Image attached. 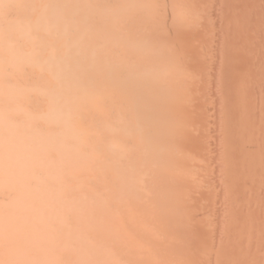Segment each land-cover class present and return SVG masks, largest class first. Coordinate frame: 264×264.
Returning a JSON list of instances; mask_svg holds the SVG:
<instances>
[{
	"label": "clouds",
	"instance_id": "1",
	"mask_svg": "<svg viewBox=\"0 0 264 264\" xmlns=\"http://www.w3.org/2000/svg\"><path fill=\"white\" fill-rule=\"evenodd\" d=\"M0 264H264V0H0Z\"/></svg>",
	"mask_w": 264,
	"mask_h": 264
}]
</instances>
